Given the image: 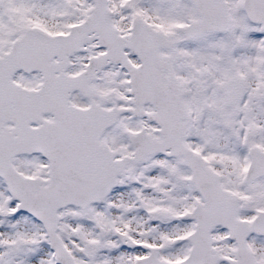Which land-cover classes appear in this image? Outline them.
I'll use <instances>...</instances> for the list:
<instances>
[{"label": "snow or ice", "instance_id": "snow-or-ice-1", "mask_svg": "<svg viewBox=\"0 0 264 264\" xmlns=\"http://www.w3.org/2000/svg\"><path fill=\"white\" fill-rule=\"evenodd\" d=\"M0 264H264V0H0Z\"/></svg>", "mask_w": 264, "mask_h": 264}]
</instances>
